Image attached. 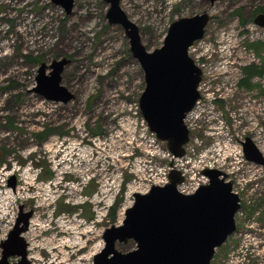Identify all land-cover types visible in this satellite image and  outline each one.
<instances>
[{
  "label": "rangeland",
  "instance_id": "obj_1",
  "mask_svg": "<svg viewBox=\"0 0 264 264\" xmlns=\"http://www.w3.org/2000/svg\"><path fill=\"white\" fill-rule=\"evenodd\" d=\"M120 2L148 51L163 45L174 20L210 14L189 49L203 78L185 119L184 168L177 165L191 172L186 182L193 169L203 181L196 168L211 159L240 197L237 229L211 264H264V167L246 159L242 145L251 137L264 154V27L254 21L264 0ZM109 7L74 0L67 13L53 0H0V258L1 242L31 212L22 233L29 264H94L106 228L122 224L133 194L158 184L172 162L143 118L145 73ZM62 58L69 62L61 84L74 94L68 102L35 90L41 63ZM249 64L262 70L252 88L240 85Z\"/></svg>",
  "mask_w": 264,
  "mask_h": 264
},
{
  "label": "water",
  "instance_id": "obj_2",
  "mask_svg": "<svg viewBox=\"0 0 264 264\" xmlns=\"http://www.w3.org/2000/svg\"><path fill=\"white\" fill-rule=\"evenodd\" d=\"M53 1L62 4L67 13L74 6V0ZM105 1L110 4L107 18L125 29L131 52L145 73L146 86L140 97L143 118L174 157H183L191 138L185 118L201 97L199 85L203 78V70L189 49L204 36L210 14L174 20L163 45L148 51L138 25L122 8L121 0ZM254 21L264 27V12L256 14ZM68 62L67 58L55 59L49 66L42 62L35 90L51 100H71L74 94L61 84ZM242 145L246 159L264 167V154L252 138L246 137ZM202 172L209 181L193 193L179 190L185 176L176 168L170 170L167 183L153 184L145 193L135 192L122 224L104 231L105 246L94 256V264H211L216 249L237 229L235 216L241 203L226 173L218 168H204ZM11 184L15 185L14 178ZM31 214L21 213L1 242L0 264L30 263L22 233L28 229ZM129 241L134 242V248L123 251L117 247ZM15 255L20 259L11 262L10 257Z\"/></svg>",
  "mask_w": 264,
  "mask_h": 264
},
{
  "label": "built area",
  "instance_id": "obj_3",
  "mask_svg": "<svg viewBox=\"0 0 264 264\" xmlns=\"http://www.w3.org/2000/svg\"><path fill=\"white\" fill-rule=\"evenodd\" d=\"M151 134H153V133H151ZM167 152L170 154V157H172L173 159H172V162L170 163V166L164 168V170H163L164 172L160 176L159 183L158 184L163 185V184H165V183L168 182V180H169V174L168 173L173 168H176V169L181 170L182 173H183V175L185 176L184 181L181 184L178 185L179 190L182 191L183 193H193V192H195L199 188V186L201 184L207 183V182H205V179H208V177L205 174H203L202 170L204 168H207V167L213 168L214 163L212 161H210L211 159H209L206 162L212 164V166H208L206 162L201 163L199 161L200 159L198 160L199 161V164L198 165H200V166L198 168H196V169L199 170L198 173L200 174V176L203 179V181L201 179H199V180H196L195 179L196 171L193 169L192 174L190 176L191 180L188 181V182H186L185 181L186 180V175L188 176V174H190L191 172L186 173L185 171H183V169H181L180 167H178V165H179V166H181V167L184 168L183 164L180 165V163H183L184 162V159L186 158L185 157L186 154L183 157H174L173 154H171L168 150H167ZM150 187H151V184L145 185L144 188H143L144 192H147L150 189Z\"/></svg>",
  "mask_w": 264,
  "mask_h": 264
},
{
  "label": "trees",
  "instance_id": "obj_4",
  "mask_svg": "<svg viewBox=\"0 0 264 264\" xmlns=\"http://www.w3.org/2000/svg\"><path fill=\"white\" fill-rule=\"evenodd\" d=\"M263 9H257L254 14L256 15L257 13L262 12ZM242 72L244 74V76L240 79V85L245 84V86H247L248 88H252L251 86V80L255 77V76H261L262 75V70L260 68H258V66L256 64H249L245 67L242 68ZM117 206V203L113 206V212L115 211V208ZM122 247V249L126 250L128 248H130L131 246L134 245L133 241H129L128 243L125 244H120Z\"/></svg>",
  "mask_w": 264,
  "mask_h": 264
},
{
  "label": "bare ground",
  "instance_id": "obj_5",
  "mask_svg": "<svg viewBox=\"0 0 264 264\" xmlns=\"http://www.w3.org/2000/svg\"><path fill=\"white\" fill-rule=\"evenodd\" d=\"M29 224H30V221H29ZM29 224H28V228H29ZM25 231H26V230H25ZM25 231H24V232H25Z\"/></svg>",
  "mask_w": 264,
  "mask_h": 264
}]
</instances>
